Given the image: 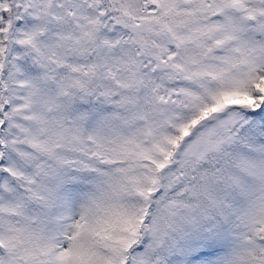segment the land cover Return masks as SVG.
Here are the masks:
<instances>
[{
  "label": "snow or ice",
  "instance_id": "obj_1",
  "mask_svg": "<svg viewBox=\"0 0 264 264\" xmlns=\"http://www.w3.org/2000/svg\"><path fill=\"white\" fill-rule=\"evenodd\" d=\"M0 264H264V0H0Z\"/></svg>",
  "mask_w": 264,
  "mask_h": 264
}]
</instances>
